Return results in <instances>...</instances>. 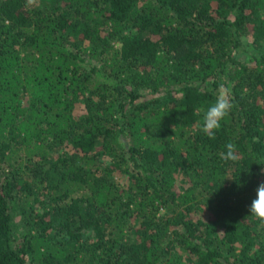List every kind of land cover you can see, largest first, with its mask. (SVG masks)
I'll return each mask as SVG.
<instances>
[{"label": "trees", "instance_id": "obj_1", "mask_svg": "<svg viewBox=\"0 0 264 264\" xmlns=\"http://www.w3.org/2000/svg\"><path fill=\"white\" fill-rule=\"evenodd\" d=\"M261 181L264 0H0V264H264Z\"/></svg>", "mask_w": 264, "mask_h": 264}, {"label": "clouds", "instance_id": "obj_2", "mask_svg": "<svg viewBox=\"0 0 264 264\" xmlns=\"http://www.w3.org/2000/svg\"><path fill=\"white\" fill-rule=\"evenodd\" d=\"M233 103L230 95L220 86V91L206 110L203 111L201 131L209 138H214L215 131L221 127V121L229 115ZM226 151L222 152L221 159L224 161H236L239 158L237 147L229 142L225 145ZM250 215L264 222V181H261L256 188L255 198L249 206Z\"/></svg>", "mask_w": 264, "mask_h": 264}, {"label": "rangeland", "instance_id": "obj_3", "mask_svg": "<svg viewBox=\"0 0 264 264\" xmlns=\"http://www.w3.org/2000/svg\"><path fill=\"white\" fill-rule=\"evenodd\" d=\"M251 41V38L248 37L247 39V42H250ZM252 45V44H251ZM247 48L250 49V51L253 50L254 46H249L247 45ZM76 115H81L84 113V106L83 105H80L74 112ZM120 182L122 184H127V177L126 176H121V179H120ZM176 184H177V190H182L183 188H185L187 186V181L185 178H183L181 175H179L177 181H176ZM196 217V215H195ZM203 219H207V214L206 215H203Z\"/></svg>", "mask_w": 264, "mask_h": 264}]
</instances>
